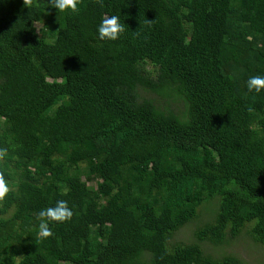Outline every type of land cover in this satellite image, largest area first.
<instances>
[{
	"label": "trees",
	"instance_id": "1",
	"mask_svg": "<svg viewBox=\"0 0 264 264\" xmlns=\"http://www.w3.org/2000/svg\"><path fill=\"white\" fill-rule=\"evenodd\" d=\"M48 3L0 0V264H248L233 248L264 249V90L246 86L264 0ZM111 15L124 31L100 40ZM213 198V223L170 243ZM56 200L73 215L42 238Z\"/></svg>",
	"mask_w": 264,
	"mask_h": 264
},
{
	"label": "clouds",
	"instance_id": "2",
	"mask_svg": "<svg viewBox=\"0 0 264 264\" xmlns=\"http://www.w3.org/2000/svg\"><path fill=\"white\" fill-rule=\"evenodd\" d=\"M79 0H49L48 7L54 8L57 13L76 12ZM124 31V26L120 22L118 15L102 17L97 25L96 32L100 40L114 41L119 38ZM246 86L249 91L257 93L264 90V74H256L249 76L246 81ZM0 150V155H2ZM9 191L7 181L3 176H0V199H2ZM73 213L67 206V201L56 200L54 205L42 208L37 214L38 223L37 234L46 238L51 235L49 225L52 222L62 223L71 219Z\"/></svg>",
	"mask_w": 264,
	"mask_h": 264
},
{
	"label": "rangeland",
	"instance_id": "3",
	"mask_svg": "<svg viewBox=\"0 0 264 264\" xmlns=\"http://www.w3.org/2000/svg\"><path fill=\"white\" fill-rule=\"evenodd\" d=\"M35 28L38 30L41 28V24L38 21H35ZM200 210V218L199 213L196 218L182 227L174 236V238L170 241V243H175L179 241L190 242L193 240V235L197 227L206 223V221H213L216 218V214L219 208V200L218 198H213L205 202L201 206ZM239 243V247L233 248L234 251H237L239 255L244 258L248 264H264V249L258 247L257 245H252L247 240H241ZM244 241V242H243ZM210 247V246H209Z\"/></svg>",
	"mask_w": 264,
	"mask_h": 264
}]
</instances>
